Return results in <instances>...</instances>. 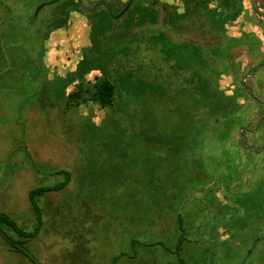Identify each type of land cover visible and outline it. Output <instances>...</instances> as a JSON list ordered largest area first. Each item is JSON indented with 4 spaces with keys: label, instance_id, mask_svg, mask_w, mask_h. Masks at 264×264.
I'll return each mask as SVG.
<instances>
[{
    "label": "rangeland",
    "instance_id": "rangeland-1",
    "mask_svg": "<svg viewBox=\"0 0 264 264\" xmlns=\"http://www.w3.org/2000/svg\"><path fill=\"white\" fill-rule=\"evenodd\" d=\"M44 1L16 0L11 21L0 6V214L29 236V192L62 181L61 169L70 180L35 196L36 236L1 225L0 264H33L10 241L36 264H264V0H229V9L224 0H149L157 9L133 0L118 20L74 10L56 29L57 5L35 14ZM105 1L117 15L129 0ZM205 9L225 20L227 35ZM96 25L104 34L90 49ZM244 34L223 56L227 73L200 72L217 93L240 84L248 99L236 112L201 104L189 51L199 46L205 57ZM87 56L83 82L105 77L119 88L110 107L69 104L79 79L58 98V77ZM223 61H211L216 71ZM197 142L206 149L190 147Z\"/></svg>",
    "mask_w": 264,
    "mask_h": 264
},
{
    "label": "trees",
    "instance_id": "trees-1",
    "mask_svg": "<svg viewBox=\"0 0 264 264\" xmlns=\"http://www.w3.org/2000/svg\"><path fill=\"white\" fill-rule=\"evenodd\" d=\"M16 0H0V6L3 8V11H5L4 9H6V14L7 16L11 17L9 19L3 20V21H11L13 19V14H14V3ZM191 2L194 0H181V2ZM228 1V9L230 6V1L229 0H224V2ZM195 3L197 4V6H201L202 2H199V0H195ZM203 3H206V1H204ZM127 4L124 3L123 6L120 7V9H122L125 5ZM147 4L151 7V8H158L157 5H152L150 3L149 0H147ZM226 4V3H225ZM55 5H57V9L61 8V11L59 12V14L56 17H52L53 20L51 22V27L53 29L62 27L67 20V16L69 14L70 11H78V12H82L84 13L80 6L78 5L76 0H61L60 2L56 3ZM109 6V5H108ZM241 5H239V7L237 9L232 8L231 10H233L231 12V14H229L230 18H228V20H235L236 17L240 14L241 12ZM102 10H104V13L106 15H109L106 10L102 7H99ZM110 8V6H109ZM172 8L174 10H177V8L175 6H172ZM206 8V7H205ZM130 9V8H129ZM98 10V9H97ZM97 10L95 12H93L92 14L97 13ZM169 8L167 9V11L165 12V15H167ZM206 11H211L209 9H205ZM129 11V10H128ZM229 11V10H228ZM214 12V13H213ZM212 14L210 15H214V17H216L215 19H213L214 22L219 23V27L220 30L222 31V33L225 35H227L226 33V28H225V20L221 17H217V12L213 11ZM91 15V14H88ZM92 16V15H91ZM183 16V15H182ZM228 16V17H229ZM182 18V17H181ZM11 19V20H10ZM31 21V19H29V22ZM165 21V20H164ZM168 21V20H167ZM1 25V22H0ZM98 25V24H97ZM95 26V28L93 29V42L94 45H92L90 47V49L94 48L97 49L99 47V42L97 41V37L96 35H103L104 32H102L103 30L100 29L98 26ZM9 30V29H8ZM111 35V34H110ZM108 35V37L111 39L113 37H115L113 34L110 36ZM6 36V31L2 28V25L0 27V38H4ZM118 37V36H117ZM227 37V36H226ZM246 37L248 38V36H246V34H244L243 36L240 37H231L226 39L228 42L226 45H219V43H215V46L219 47V48H223L221 52H215L212 51L210 52L211 55H206L205 57L202 54V50L200 49L199 46L196 47H192L193 51H189V55L190 58L189 60V79L191 81V84L194 83L197 79L200 80V83L204 84L205 87V92L204 95H200L201 98V104L205 103L206 105H211L213 107H217L216 104L220 107H224V106H228V107H232L235 106V111L241 109L240 105L238 106V99H242V98H247L246 93L247 91L240 86V84L236 85L235 88L233 89L232 93L230 95H227L225 92H220L217 93L215 90H213L209 84V82L207 81V78L205 76H203V74L200 72L201 69H206L208 72H212L215 74H225L228 72V66L227 63L229 61H227V59H225V54L226 52H228L229 49H232L233 47H235V45H241V44H245L246 42ZM4 41V40H3ZM5 45H10L9 42H3ZM6 41V40H5ZM250 42V41H249ZM251 42H253L254 45H256V49H258L259 46V41L256 40H252ZM1 43V45H2ZM261 45V44H260ZM260 48V46H259ZM210 50H214L213 47L210 48ZM259 50V49H258ZM257 50V51H258ZM256 51V52H257ZM108 52H110L111 54L114 53V50L111 49L110 47H108ZM44 55V54H43ZM42 55V57H43ZM212 60H224V68L223 71L218 72L216 71V69L213 67V63H211ZM227 62V63H226ZM78 67L76 68L75 71H73L72 73L68 74L66 77H58L61 84H62V89L60 90V93L58 95V98H60L61 96H63V94L65 93V88L68 84H70V82H73L77 79L80 80V84L76 87V89L72 92H69L67 94V100L69 102V104L73 103L75 105H80L81 103L87 102V101H91L94 104L99 105L102 108H107L110 107L114 104V101L116 100L117 94L119 91V88H117L116 84L113 83L111 80H109L108 78H97L95 80L94 83H92L91 85H87V83L83 82V75L85 73H87L88 71H90L92 68L89 67L88 64V56L85 58L83 57L79 62H78ZM227 71V72H226ZM235 76V74H234ZM121 78H123L122 76H120ZM84 83V84H83ZM191 109L192 110H198V106L194 105L192 103L191 105ZM194 114L192 113L191 119L193 118ZM234 118H232V120L229 122L227 120H225V123L227 124H231ZM239 121V120H238ZM202 122V120H201ZM234 122V121H233ZM234 125H232L231 127L235 126V123H233ZM239 125V124H238ZM263 125V124H262ZM160 140H158V144ZM191 148H198V149H203L205 150V146L203 147L202 145L200 146L199 143H193L192 146H190ZM205 148V149H204ZM172 150V149H170ZM174 151V150H173ZM171 153V152H170ZM172 154V153H171ZM56 173H60L63 174V180L54 184L51 187H38V188H34L29 192V199L32 203L33 208L35 209L36 212V220H37V225L34 228L33 232H31L29 234V236L26 235V233H23L22 229L16 224L15 221H13L11 218H9L7 215L5 214H0V229H1V225H4L6 227L11 228L13 231H15V233H17L20 236H25V237H34L37 235V232L39 230V226L41 225V213L39 210V207L37 206V204L35 203V196L36 195H44L46 192L49 191H58L63 189L69 182L70 180V174L67 170L61 169L59 171H57ZM262 184V183H261ZM5 238V236H4ZM7 243L9 242L10 238H5ZM17 244L22 245V243H20L19 241H15ZM11 245V248H13L14 251L20 252L21 254H23L24 256L28 257L25 253H23V251H21V249L17 246H15V244L13 242H9ZM29 258V257H28ZM32 260V259H31ZM33 261V260H32ZM33 264H36L33 261Z\"/></svg>",
    "mask_w": 264,
    "mask_h": 264
},
{
    "label": "water",
    "instance_id": "water-1",
    "mask_svg": "<svg viewBox=\"0 0 264 264\" xmlns=\"http://www.w3.org/2000/svg\"><path fill=\"white\" fill-rule=\"evenodd\" d=\"M60 1L61 0H46L42 3H40L36 9L35 14L37 15L39 13V11L42 8H44L45 6L53 5V4H56ZM76 1L84 13H88V14L93 13L99 6H102L106 10V12L112 17V19H114V20H118L122 15H124L132 4V0H129L128 3L125 5V7L117 15H113L105 0H99L91 8L85 7L83 0H76ZM15 246L19 247L21 249V251H23V253H25L30 259H32L34 262H36L35 259L32 257V255H30L23 246H21L19 244H15Z\"/></svg>",
    "mask_w": 264,
    "mask_h": 264
},
{
    "label": "flooded vegetation",
    "instance_id": "flooded-vegetation-1",
    "mask_svg": "<svg viewBox=\"0 0 264 264\" xmlns=\"http://www.w3.org/2000/svg\"><path fill=\"white\" fill-rule=\"evenodd\" d=\"M98 1H99V0H98ZM98 1H96L95 3H93V5L96 4ZM132 1H133V0H132ZM107 4H108V3H107ZM93 5H92V6H93ZM131 5H132V4H131ZM92 6H91V7H92ZM99 7H102V6H99ZM99 7H98V8H99ZM98 8H97V9H98ZM97 9H96V10H97ZM96 10H95V11H96ZM95 11H94V12H95ZM87 14H88V13H87Z\"/></svg>",
    "mask_w": 264,
    "mask_h": 264
}]
</instances>
